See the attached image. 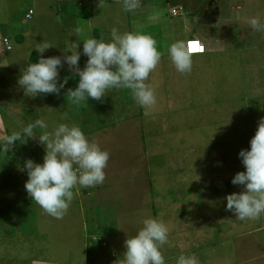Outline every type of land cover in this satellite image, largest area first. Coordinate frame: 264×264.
Instances as JSON below:
<instances>
[{
	"label": "rangeland",
	"instance_id": "rangeland-1",
	"mask_svg": "<svg viewBox=\"0 0 264 264\" xmlns=\"http://www.w3.org/2000/svg\"><path fill=\"white\" fill-rule=\"evenodd\" d=\"M117 1L121 0L100 1L103 3L99 4L102 9L109 7V14L111 11L117 13L116 17L101 19L102 27L98 30V35L103 32L108 36L104 40L110 39L112 28H116L120 33L130 32L129 25L136 18V15L129 17L126 15V18L118 19L123 6ZM209 1L201 0L197 3V0H169L166 3L167 0H141L140 6L129 12L142 14V28L147 20L148 26L145 29L149 32L154 29L158 33L161 29L179 31L184 21L192 27L197 26L203 35L198 39L210 44L213 51L209 54L191 55V71L180 73L176 71L166 54L167 49H162L160 61L146 81L154 89L156 96V104L149 110L148 116L144 115L145 109L136 104L130 90L120 88L122 95L124 92L127 94L122 104V109L124 107L126 109L123 120L127 118V122L119 124L120 119L117 122L121 129L122 126H130V130L124 133V136L122 131L115 128L116 125L111 132H92L102 127L101 123H103L101 117L96 115V109L88 108L83 113L73 111L74 115H65L66 109L63 108L53 111L55 115H49L48 110L42 108V101L31 100L30 96L25 99L22 93L24 90L17 82L20 71L34 58H39L41 55L56 56L59 51L63 55L67 54L65 51L67 41L70 42L68 37L77 40L75 34L70 35L74 28H82V35L85 37L92 36L90 23L83 16H79L85 7L79 4L78 0L61 2L63 7H66V3L72 2V6L68 4L67 7H72L77 13L76 17L65 18V15H60L61 11L56 10L62 24L57 28V36L54 40H57V43L50 44L53 47L46 49L42 54L34 52L32 57V51L26 50L27 46L24 44L18 45L14 42L12 51L5 48L9 54L5 60L7 61L9 57L17 58L21 66L15 71L0 65V78H4L5 83H8V86H4L5 93L0 88L3 93L0 97V142L14 131H19L38 119L45 120L49 132L60 123L69 126L75 124L83 133L86 131L94 134L91 140L109 153L107 169L113 168L110 160L118 151L116 144L125 153L124 157L127 161L138 160L141 167L138 181L144 178L148 182L149 187L144 183L141 184L144 180L138 184H131L134 180L130 182V175L128 177L124 174L121 181L116 183L118 187L125 188L126 195L119 191L116 196L108 194L107 197L104 196V192L107 188L112 191L111 187L103 186L104 192L100 187H89L94 191H100H98L100 204H107L104 200L107 198L108 205L120 209L123 207L124 211L111 215L113 218L115 216L116 223H114L115 232L111 237L110 235L105 237L106 242L109 243L107 258L100 252L98 257L86 260L82 253L77 264H84L85 260L89 264H95V259L97 264H123L121 252L124 241L136 234L141 227V220L147 216L162 221L168 228L167 242L159 249L165 264H176V259L181 254L194 256L198 264H264V213H261L258 219L240 221L232 212L225 210L224 200L227 194L239 193L243 190L242 185L231 183L232 177L237 172L244 171L238 153L241 149L249 148V141L255 134L258 120L264 117V49L256 44V34L252 33L253 29L248 23L249 18L257 16L264 23V13L256 10V7L260 8L264 5V0L236 1L232 6L237 12V9L242 8L239 14L230 12L229 9L224 10L223 17L228 18L230 24L221 19L216 21V28L208 27L209 15L196 13L195 17L202 22L194 20L193 24L185 19V15H188L185 13L187 10L185 5L204 6L206 2L209 5ZM173 4H176L177 8H172ZM54 5L55 0H0V25H4V29L6 26V33L8 31L12 36L15 32L18 34L25 30L32 32L33 39L38 41L39 33L48 25V21L41 17L54 13ZM31 7L35 10L33 19L25 20L23 16ZM171 8L178 9L181 14L172 15ZM227 28L231 31L226 36L228 44L230 43L233 48L237 47L233 51H228L227 46L224 47L226 41L219 35L223 33L225 36ZM145 34L148 32L146 31ZM155 34L154 32L153 35ZM170 43L171 38L168 37L160 44V48L168 47ZM28 45L29 48L32 47V44ZM261 57L263 61L260 62ZM17 89L19 95L15 96L13 91ZM112 103L117 106L116 100L113 99ZM79 104L92 103L87 100L86 103L84 101ZM4 105L10 106L3 109ZM51 110L53 108L49 111ZM136 125L142 132L137 130ZM43 131L45 130L34 128L37 134H42ZM114 150H116L114 153H110ZM44 154L45 148L39 142L38 135L28 139L26 144L16 141L5 152L0 151V192L4 191V200L0 201L4 203L0 206V211L3 213H0V264L7 263L3 261L4 253L7 251H11L15 259L22 258L17 254L19 250H15L17 242H13L10 235L14 229L10 222L16 221V228L19 231L28 221L17 222L16 212L13 213L14 220L3 218L7 215L12 217L7 211L14 208L10 204L18 196L15 193L17 187L20 197L28 196L24 188L27 180L26 171L19 170L23 167L24 161L32 159L35 163H42ZM139 154L141 158H138ZM107 169L105 168L106 171ZM122 180L127 184L126 186H120ZM111 181L114 183V179ZM144 188L147 189V194L140 193L136 196L135 192L144 191ZM73 193L66 214L89 217L90 213L85 212L81 205L88 192L77 186L73 189ZM33 203L35 201L28 196L29 206H21V214L19 213L20 217L26 218L29 217L26 210L30 211L29 222L33 216L36 217L34 213L36 210L33 212L34 207L30 206ZM37 207L39 208L38 205ZM65 215L61 219L51 218L41 209L37 213L38 229L31 240L32 243L25 242L26 238L22 240L25 248L23 253L39 262L43 261V258H50L53 250H49L48 237L57 238L62 235L61 232H56L54 223L65 221L67 219ZM98 215L101 225L108 228L114 226L112 222L109 223L111 220L105 218L103 211ZM33 223L31 221L30 226ZM49 230L53 232L48 236ZM106 230L110 229L102 231ZM58 240L64 241V237H59ZM72 246L75 247L74 244H69L68 249L70 250ZM79 250L81 249L76 248L75 251ZM115 251L118 252L117 258H114ZM39 257L41 259H38ZM14 261L16 260L11 259L8 264Z\"/></svg>",
	"mask_w": 264,
	"mask_h": 264
},
{
	"label": "clouds",
	"instance_id": "clouds-1",
	"mask_svg": "<svg viewBox=\"0 0 264 264\" xmlns=\"http://www.w3.org/2000/svg\"><path fill=\"white\" fill-rule=\"evenodd\" d=\"M121 3L124 11L131 12L140 6L141 0H121ZM248 23L253 30L264 31V23L258 16L249 18ZM82 33L80 27L73 29L70 35L75 34L77 40L68 43L66 51L71 54L64 55L63 62L59 56L41 55L37 62L29 63L22 70L17 82L24 93H31L32 97L40 93L59 94L67 83L66 79L59 81V70L67 64L79 77L75 89L67 90L70 102L79 104L88 98L100 100L109 89L126 88L136 104L145 109L144 115H150L149 110L156 104V96L146 81L162 55L155 40L139 32L120 33L116 28L111 29L110 39L107 40L85 37ZM81 41L82 50L77 51ZM50 47L53 46L47 42L38 43L35 50L42 54ZM81 54L87 57L83 69L79 67ZM167 54L176 71H191L190 45L184 40L171 43ZM34 128L45 131L37 134ZM47 128L44 119L29 123L5 137L0 142V151L5 152L16 141L26 144L28 139L38 135L45 148L43 162L26 159L19 170L26 171L24 188L31 200L48 215L61 219L73 199L74 188L94 187L104 182L109 153L98 144L89 142L78 125L60 123L51 132ZM249 145L247 150L241 149L238 153L244 171L237 172L231 179L233 185H242L243 190L224 197L225 210L232 212L240 221L258 219L264 213V117L259 118ZM140 223L136 234L124 241L123 264H165L159 249L167 242V226L151 216ZM176 264L198 262L194 256L181 254Z\"/></svg>",
	"mask_w": 264,
	"mask_h": 264
},
{
	"label": "crops",
	"instance_id": "crops-1",
	"mask_svg": "<svg viewBox=\"0 0 264 264\" xmlns=\"http://www.w3.org/2000/svg\"><path fill=\"white\" fill-rule=\"evenodd\" d=\"M62 1H64V0H55V5H54L55 12L52 13L50 16L46 15V16L41 17L43 20L45 19L48 21V25H46L45 29L43 31H41V33H39L40 37L38 38L39 39L38 41L33 39L32 32L30 33L29 31L25 30L21 34L20 33L18 34L15 32V34L12 36L11 34H8V31L6 33V31H5L6 26L4 29V25H0V65L1 66H6V68L11 69V70H15V71L18 69V67L21 66L17 62V58L9 57L7 61L5 60V58H7L9 56V54L7 53L8 50L5 49V47L2 43V38L4 36L8 37L11 40V44H12L13 48L10 51L14 50V44H13L14 42L17 43L18 45L24 44L27 46L26 50L32 51L31 57L34 55L33 54L34 52H37L35 50V48H37L38 43H44V42H47L49 44L57 43V40L56 41H54V40L57 36V28L62 23L59 21L60 16L57 14L56 10L61 11L60 15L61 14L65 15V18H73V17L77 16V13L71 7L72 2L66 3V7H63V4H61ZM78 1H79V4L84 5V7H85L84 11H82V14L80 13L79 16H83L90 23L89 25L91 26V30H92V34H91L92 36L91 37L96 38L97 40L107 38L108 36H105L103 32H101L100 35H98V30H100L102 27L101 19H109L112 16L116 17L117 13L116 12L113 13V11H111V14H109V7L102 9L99 6V4H103L100 2L103 0H95L94 2L92 0H78ZM236 1H238V0H236ZM118 2L121 3V1H118ZM168 2H169V0H167L166 3H168ZM198 2H201V0H197V3ZM212 2H213V0H210L209 5L206 4L207 3L206 2L204 4V6H197V7L187 6L184 4L187 7V10L185 13L186 14L188 13V15H190V17H188V15H185V19H188V21L190 20L192 24H193L194 20L195 21L198 20V21L202 22L198 17L197 18L195 17V15H197L196 13H202V15L204 14V16L209 15V17H208L209 19H207V21H209L208 23H210L211 21L214 22L215 19L214 18L212 19L210 17V9H208V6L210 7V4ZM234 3H228V8L230 9V12L234 11V12L239 14V11L242 8L237 9L238 10V12H237L236 9H233L234 6H232V5ZM68 4H70L71 6L67 7ZM206 7H207V11H205ZM50 8H52V7H50ZM172 8H177L176 4H173ZM30 9H32L34 11V13L30 19H27L26 14L29 12ZM256 10L263 14L264 13V5L261 6L260 8L256 7ZM206 12H207V14H205ZM34 14H35V10L31 7L25 12L23 18L25 20H32ZM180 14H181V12H180ZM126 15H128V17L130 15H136L134 22L131 25H129V31L130 32H139L142 34H145L147 31L148 34H145V35H149L155 40L156 47H157L158 51H161L162 49H168L167 46H165L164 48H160V44L163 43L164 40L168 37L171 38V43L173 41H177V40H184L185 42H187V40H189L191 38H197L198 39V38L203 37L202 32L200 31L199 27H197V26L192 27L189 24L185 23V21H184V25L182 26V28L179 31H177L175 29H171L170 31H166V30L161 29L160 32L158 33L155 29L152 30L151 32H149L148 30L145 29V27L148 26L147 20L145 21V24L142 28V16H141L142 14H140V13H135V14H132L129 12L125 13V11L123 10V11L119 12L118 19L126 18ZM202 15H200V16H202ZM62 18H64V16ZM49 19H50V22H49ZM152 19L153 18L151 17V20ZM215 21H217V20H215ZM216 25L214 24L215 27H216ZM149 26H153V25H149ZM253 31H252V33L256 34V44L264 49V31H255V30H253ZM154 32L156 33L155 35H153ZM229 32H231V31H229L227 28V30L225 32V36L223 35V33H219V35L221 37H223V39L226 41L224 44V47L227 46L228 51H231V50L233 51V50L237 49V47L234 46V48H233L230 43L228 44L226 36L230 34ZM214 37L217 38V36H214ZM68 39H70V42L67 41L66 49H68V43H71L72 41L76 40V39H74V37H70V38L68 37ZM29 43H30V46L32 44L31 48H29V45H28ZM203 43H205V46L207 49L206 53H208V54L211 53L213 51L211 45L208 44L207 42H204V41H203ZM81 44H83V43H81ZM81 44L79 45L77 51L82 50ZM64 48H65V46H64ZM166 51H164V52L166 53ZM70 54L71 53H69L67 51V54H65V55H70ZM56 56H59L63 62L64 55H63V53H61V51H59V53H57ZM37 59L38 58H34V60H31L29 62L35 63V62H37ZM86 60H87V57L84 56L83 54H81L80 60H79V67L81 69H83V67L85 66ZM259 60L261 62V61H263V58L261 57V58H259ZM21 73H22V70L18 74V76H17L18 78L20 77ZM65 79L67 80V83L65 84L64 88L60 90L59 94H43V93H40V94L36 95L35 97H32L31 93H24V92H22V93H24V95L26 97L25 99H27V97L30 96L31 100L34 99V101H35L37 99V101H42V103H43L42 108L45 110H48L49 115H52V114L55 115L56 113H54L53 111L63 110V108L66 109L64 112L65 115H74L73 111H78L79 113H83L88 108L96 109L97 110L96 115L101 117V122H103V123H101L102 127L98 128L97 131H92V132H96V133L99 131L111 132V131H114L113 127L115 125H116V127H115L116 129H119L120 131L123 132V136L125 135L124 133H127L130 130L129 129L130 126H128V127L122 126V129H121L119 127L120 125H118V122H117L119 119H120L119 124L127 122V118L125 120H123L124 115H126L125 114L126 109H125V107H124V109H122V104L124 103L123 99L127 96V94L124 92V94L122 95L120 88H112V89L107 90V93L100 100H94V99L88 98L87 100L90 101L92 104L80 105V104L70 102L69 98L66 96L67 90L68 89H75V87L77 86V82L79 80V77L75 74V70L74 69L70 70L68 68L67 64H64L63 67L60 68V70H59V81H63ZM0 82H1L0 83L1 91L4 92V86H6V85L8 86V83H5L4 78H0ZM10 83L12 84V82H10ZM1 91H0V97H2V94H3ZM13 95H15V96L19 95L18 89L13 91ZM106 99H108V100H106ZM113 99L116 100L117 106L112 103ZM60 100H62V101L59 102ZM85 103H86V101H85ZM9 106L4 105L3 109L8 108ZM44 106H46V107H44ZM51 108H53V110L49 111ZM66 122H68V121H66ZM83 125H85V124H83ZM136 128H137V130L139 129V131H140V128L138 125H136ZM140 132H142V130ZM84 135L88 138L89 142H94L91 140L94 137V134H91L90 132L87 133L85 131ZM108 135H110V134L108 133ZM100 139H105V138H100ZM115 146H116V150L118 148V151H116V150L110 151V153H114L116 151L115 157L111 158V160H110L113 168L109 170V169H107L108 167H106V169L108 171L105 170L106 175H105L104 182L105 183L107 182L108 184L102 183V184L96 185V187H100L101 190H102L103 186L111 187L113 189L112 191L109 188H107L105 192L102 190L104 192V196H106V197L108 194H111L112 196L115 194V196H116V193L119 191L124 195L125 194V188H120L117 185V183H119L121 181V177L124 174L128 175V177L130 175V178H131L130 182L134 180V182L131 184H136V183L138 184V182L144 180L141 184L144 183L145 186L149 187L146 179L143 178V179H140L138 181V173H139V170L141 168L140 165L138 164V160L134 159L132 161H127L126 158L124 157L125 153L121 150V147L119 145H116V144H115ZM138 158H141V154H139ZM117 165H120V167H116ZM111 179H114V183L111 181ZM116 181H117V183H116ZM126 185L127 184L125 182H123V180H122V184L120 186H126ZM82 188L84 190H86L88 192V194H87V197L82 201L81 205H82L84 211L89 212L90 215L88 214L89 217L82 218L81 216L67 215L66 214L65 216L67 217V219L65 221H61V222L59 221V222L54 223V225L56 224L55 225L56 232L62 233V235H60L59 237H64V241L58 240L59 237L56 238L53 236H49V234H51L53 231L52 230L48 231L49 250L50 251L53 250V254L51 255L50 258H43V261L39 262L38 260H35L33 257L23 253L24 248H22L17 252L18 255L21 256L22 258H20L19 260L15 259V258H7V261H6L7 263H5V264L10 263L11 259L16 260L13 262L14 264H77L79 262V259L82 256V253L84 254V257L86 260L94 259V258L98 257L100 252H102L103 257L105 256V258H107L109 243L106 242L107 240H105V237H107V235H110V237H111V234H113L115 232L114 231V229H115L114 223H116L115 216L113 218L111 215L114 214L115 212L124 211L123 207H121V209H120L118 207H112L111 205H108L109 201L107 198L104 199L107 204H100L99 198H98V197H100V194H99L100 191L99 190L94 191L93 189H89V187H82ZM113 192H115V193H113ZM140 193L147 194V189L144 188V191L142 190V191L135 192L136 196L139 195ZM131 197H134V196L131 195ZM144 197L148 198L147 196H144ZM72 205L74 206V204H72ZM101 211H103L104 216H105V218L108 219V221L111 220L109 223L112 222L114 226L108 228V227H105V226L100 224V222L98 221V217H99L98 213ZM50 217L54 218L52 216H50ZM58 224H60V225L58 226ZM54 225L52 226L53 228H54ZM103 229H110V230L102 231ZM100 237H101L100 240L94 239V238H100ZM69 244H72V245L74 244L75 247L72 246V248L69 250L68 249ZM76 248L81 249V250L77 251L78 252L77 253L75 251ZM121 248H123V247L121 246ZM20 251H21V253H20ZM124 251H125V247L123 248V252H121L122 253L121 257L124 256ZM86 252H88V253H86ZM117 257H118V252L115 251L114 258H117ZM38 259H41V258L39 257ZM86 260H85L84 264H89V263H87ZM96 262H97V259H95V264L98 263V262L97 263Z\"/></svg>",
	"mask_w": 264,
	"mask_h": 264
},
{
	"label": "trees",
	"instance_id": "trees-1",
	"mask_svg": "<svg viewBox=\"0 0 264 264\" xmlns=\"http://www.w3.org/2000/svg\"><path fill=\"white\" fill-rule=\"evenodd\" d=\"M233 1V0H232ZM232 1H228V2H226V1H221V0H213V2L210 4V17L213 19H215V20H217V22L219 21V20H223L224 22H227L228 24L230 23L229 21V19L228 18H226V17H223V12H224V10H226V9H229L228 8V3H231ZM236 1V0H235ZM234 1V2H235ZM234 2H232V3H234ZM230 10V9H229ZM172 14V13H171ZM214 20V22L213 21H211L210 23H207V24H209L208 26L209 27H213V28H216L215 26H214V24L216 23V21ZM216 25V24H215ZM205 45V44H204ZM206 47V46H205ZM139 136V135H138ZM137 136V137H138ZM75 167V166H74ZM13 179H12V183H13ZM16 199L14 198V201H12L11 202V204L10 205H13L14 206V208H11L9 211H7V213H9V214H12V217L10 218V216L9 217H7V216H5L3 219H12V220H14L13 219V213L14 212H16V214H18L19 215V213L21 214V206H23V205H27V199H28V196H27V198H25V196L23 195V196H21L20 197V193H19V190H18V187H17V189H16ZM20 197V198H19ZM17 198H19V199H17ZM2 200H4V191H1L0 192V201H2ZM4 203L3 202H0V206H2ZM27 206H29V205H27ZM30 206H32V207H34V208H32L33 209V212H34V210H36V212H34L35 214H36V217L34 218V216L32 217V219H35V220H32L31 219V221L32 222H34L33 224H32V226H30V222H29V217H30V215H31V212L30 211H27L26 210V212L29 214V217H24V218H22V216L20 217V215L18 216L17 215V222H20L21 220H26V221H28V223H27V225L24 227V228H22V229H20L19 231H17V228H16V225H17V223H16V221H11L10 223L12 224V227H14V229L11 231V237L13 238L12 240H13V242H17V249H15L16 251H18V250H20V249H22V248H24L23 247V245H22V240H24L25 238L27 239L25 242H30V243H32L31 242V240H33V238H34V234L35 233H37V222H36V220H37V213L41 210V208L39 207H37V204H35V203H33L32 205H30ZM0 213L1 214H3L1 211H0ZM25 249V248H24ZM12 250V249H11ZM14 250V249H13ZM10 252V253H9ZM7 251V253H4L5 254V257L3 258L5 261H7V258H14L12 255H11V251ZM18 254V253H17ZM2 260V259H1ZM3 260V261H4Z\"/></svg>",
	"mask_w": 264,
	"mask_h": 264
},
{
	"label": "built area",
	"instance_id": "built-area-1",
	"mask_svg": "<svg viewBox=\"0 0 264 264\" xmlns=\"http://www.w3.org/2000/svg\"><path fill=\"white\" fill-rule=\"evenodd\" d=\"M34 11L32 9L29 10V12L26 14V18L30 19L33 15ZM179 13V11L177 9H172V14L173 15H177ZM2 43L4 45V47L8 50L12 49V44H11V40L8 37H3L2 39ZM190 45V52L191 55H196V54H203L206 52V47L205 45L198 40L197 38H191L189 40H187V42Z\"/></svg>",
	"mask_w": 264,
	"mask_h": 264
}]
</instances>
